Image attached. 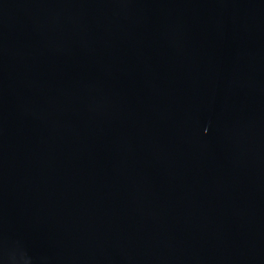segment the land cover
<instances>
[{
  "label": "water",
  "instance_id": "obj_1",
  "mask_svg": "<svg viewBox=\"0 0 264 264\" xmlns=\"http://www.w3.org/2000/svg\"><path fill=\"white\" fill-rule=\"evenodd\" d=\"M0 264H264V0H0Z\"/></svg>",
  "mask_w": 264,
  "mask_h": 264
}]
</instances>
